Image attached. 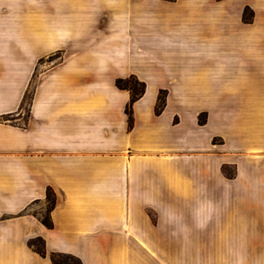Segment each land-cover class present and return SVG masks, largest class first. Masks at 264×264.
Masks as SVG:
<instances>
[{
	"label": "crops",
	"instance_id": "1",
	"mask_svg": "<svg viewBox=\"0 0 264 264\" xmlns=\"http://www.w3.org/2000/svg\"><path fill=\"white\" fill-rule=\"evenodd\" d=\"M261 3L0 0V264H264Z\"/></svg>",
	"mask_w": 264,
	"mask_h": 264
},
{
	"label": "rangeland",
	"instance_id": "2",
	"mask_svg": "<svg viewBox=\"0 0 264 264\" xmlns=\"http://www.w3.org/2000/svg\"><path fill=\"white\" fill-rule=\"evenodd\" d=\"M255 7H256L255 9H251L250 7L246 6L244 11H243L242 20H243V22H245L247 24H252V23H254L255 15L260 13L261 16L259 19L260 20L259 23L261 25L262 31H264V3L256 5ZM60 59H61V54L56 52L53 55H51L49 58L45 59L44 62L47 61L49 63H53V62H56ZM42 62H43V60H42ZM39 63L41 64V60L39 61ZM130 77L134 78L137 82H140L135 77H133V76H130ZM130 77H128V78H130ZM140 83H142V82H140ZM129 86L131 88H133V89L135 88L137 91H139V87L135 84V82L133 80L129 82ZM166 95H167V93L164 90L160 91L158 94V97L161 96V98L164 99V107L166 104ZM29 97H30V94H28L26 96V100H25L26 104L29 101ZM158 97H157L156 105L158 104ZM156 105H155V108H156ZM26 107H27V105H26ZM164 107H163V109H164ZM131 115H132V109H131ZM205 120H206L205 114L198 116L199 123H204ZM218 141H220V139H214L213 140L214 143H220ZM233 172H234L233 167H227L225 169V174L227 176H231L233 174ZM51 200H52V195L49 194V201L46 200V202L44 203V205L42 207L38 206V207L34 208V210L32 211L35 215H37L38 219L41 222H43V221L48 222L50 220L48 208L50 207V201ZM33 245H34L33 249L35 251H43V241L41 239L34 240ZM186 249H187V251H192L194 249L193 251H198V252H220V251H222V246L221 245L187 246ZM259 251L264 252V245L259 246ZM55 255H56L55 258H56L57 264H77V261L75 259H70L68 257L61 256L59 254H55Z\"/></svg>",
	"mask_w": 264,
	"mask_h": 264
},
{
	"label": "trees",
	"instance_id": "3",
	"mask_svg": "<svg viewBox=\"0 0 264 264\" xmlns=\"http://www.w3.org/2000/svg\"><path fill=\"white\" fill-rule=\"evenodd\" d=\"M132 80L139 87V91H137L135 88L133 89L129 86V82ZM115 85L117 88L127 90L130 93V99H129V102L125 108V112H126L127 119H128V128H131L132 127V115H131L132 105L134 104L135 101H137L144 94L145 85L143 83L137 82L132 77L127 78V79H118V80H116ZM163 107H164V99H162L160 96V97H158V104L156 105L155 113L159 114L162 111ZM47 200L49 201V193L47 194ZM53 204H54V197H52V200L50 201V207L48 208V212H50V210L52 209ZM42 223L46 227L50 228V221H48V222L43 221ZM30 245H31V247L34 246L33 243ZM37 253L40 255H44L43 251H37ZM55 257H56L55 254H53L51 256V260H52L53 264H57ZM65 257H68L70 259H74L73 257H70V256H65ZM76 261H77V264H80V262L78 260H76Z\"/></svg>",
	"mask_w": 264,
	"mask_h": 264
}]
</instances>
